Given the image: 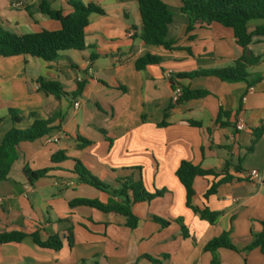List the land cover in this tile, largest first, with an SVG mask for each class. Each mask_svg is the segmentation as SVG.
Segmentation results:
<instances>
[{
    "label": "crops",
    "instance_id": "obj_1",
    "mask_svg": "<svg viewBox=\"0 0 264 264\" xmlns=\"http://www.w3.org/2000/svg\"><path fill=\"white\" fill-rule=\"evenodd\" d=\"M40 1L0 0V27L15 35L59 30V22L40 13ZM49 1L53 10L65 15L72 12L69 0ZM73 1L97 5L104 12L89 17L84 51L63 52L51 63L24 56L0 57V139L12 126L24 129L34 119L45 120L54 113L64 118L61 124L55 123L59 130L51 135L21 143L8 180L0 182V233L26 235L19 244L0 245V264H152L150 260L212 264L213 259L217 264H264L259 249L244 250L264 221V131L247 152L253 130L264 128V37H254L248 46V52L260 58L248 73L261 75L260 83L249 87L215 77L182 79L180 87L207 94L174 104L171 77L232 67L242 56L232 31L215 23H191L178 11L181 0H162L173 13L168 39L179 47L168 51L139 39L138 0ZM261 24H249L248 32ZM188 25L192 26L189 32ZM146 54L161 62L137 71L135 61ZM39 77L60 83L67 94L75 92L78 80L86 83L80 96L62 106V99L37 90ZM9 109L18 112L19 123H12ZM219 111L228 117L217 123ZM238 121L244 124L243 131L236 130ZM78 137L92 145L78 149ZM60 151L67 160L53 165L51 158ZM75 159L113 189L119 188L118 180L130 178L141 180L148 193L161 192L162 196L132 206L139 218L134 230L126 227L122 216L70 207L77 199L105 204L110 197L80 183L73 172ZM182 161L216 173L226 167V174L233 178L205 201L202 196L213 179L194 181V205L201 208L204 203L218 213L212 225L185 206L184 188L175 176ZM24 167L51 171L29 183ZM251 170L259 172L261 183L247 179ZM153 217L168 225L155 223ZM178 219L186 238L175 222ZM35 232L41 241L57 236L61 248L36 247L30 237ZM224 232L237 252L218 249L212 255L204 251L210 240Z\"/></svg>",
    "mask_w": 264,
    "mask_h": 264
},
{
    "label": "trees",
    "instance_id": "obj_2",
    "mask_svg": "<svg viewBox=\"0 0 264 264\" xmlns=\"http://www.w3.org/2000/svg\"><path fill=\"white\" fill-rule=\"evenodd\" d=\"M68 6L72 12L65 15L62 11L53 10L49 0L40 1V13L50 20L59 22L60 29L57 31L43 30L39 33L15 35L4 31L0 27V57L24 56L51 63L55 62L63 52L84 51L85 30L89 23V17L91 15L101 16L104 15V12L97 5H83L73 0L68 1ZM137 7L141 19V32L139 35L141 42L144 45L162 47L168 51L179 49V47L174 46V41L168 39V27L173 21V13L169 7L162 0H138ZM178 11L180 14L185 15L191 23L200 25L215 23L230 29L237 46L242 49L243 53L232 67L208 71L200 70L171 77L170 83L173 90L176 87H180L179 81L182 79L215 77L223 83H246L249 87L263 80L259 74L251 76L248 73L249 69L256 67L260 63V58L254 57L248 52V46L254 37H264V0H181V6ZM255 22H263V24L256 26L252 32H248L249 24ZM191 29L192 26L188 25L187 31L189 32ZM186 51L190 53L189 49H186ZM160 62V58L146 54L135 61L134 67L137 71H142L148 66L158 65ZM85 83V80L77 82L75 92L67 94L63 90L62 85L56 81L41 77L36 80L37 90L45 96H52L56 100L63 98L68 100L75 99L81 95ZM180 88L182 94L174 104L199 99L207 94L205 91H190L186 88ZM8 114L13 124L21 121L16 110L9 109ZM30 115L34 117L32 114ZM223 117H228V113L219 111L217 123ZM63 120L64 118L61 114L54 113L45 120L34 119L24 129H17L12 126L9 131L3 134L0 139V182L8 180L10 169L18 159V147L21 143H33L51 135L59 130V126H55V123L58 121L61 124ZM263 131V127L253 130V138L247 152L252 150L253 145L261 137ZM77 142L78 149H85L92 145L90 141L81 137L77 138ZM66 160L65 153L60 151L52 156L51 163L57 165ZM73 162V172L78 176L80 183L106 193L110 197L105 204L98 200L77 199L70 202L69 206L89 207L103 213H113L122 216L126 220V227L130 230H134L139 223V218L132 212V206L139 203H148L162 196L161 192L148 193L144 189L141 180L134 181L130 178L118 180L119 188L113 189L93 177L79 160L75 159ZM226 170L225 167V170L216 173L213 170H206L200 166L182 161L175 172L176 178L184 188L186 208L211 225L215 223L218 213L210 211L204 203H202L201 208L194 205L196 198L194 181L197 178L213 179L211 185L202 196L205 201L216 194L219 185L233 181V178L226 174ZM50 171L51 168L30 171L27 167H24L23 174L29 183H33L47 177ZM152 220L162 226L168 225V222L159 218L153 217ZM175 222L181 226L182 235L186 238L187 231L181 220L178 219ZM260 225V232L252 234V241L244 250L259 249L264 255V221ZM25 237L26 235L22 232L0 233V245L19 244ZM30 237L34 245L40 249L58 251L62 246L57 236H49L46 241H41L38 233L35 232L30 234ZM218 249L238 251L232 245L229 233L226 232L210 240L204 247V251L212 255ZM150 261L152 264L159 263L157 260ZM212 264H217V260L213 259Z\"/></svg>",
    "mask_w": 264,
    "mask_h": 264
},
{
    "label": "built area",
    "instance_id": "obj_3",
    "mask_svg": "<svg viewBox=\"0 0 264 264\" xmlns=\"http://www.w3.org/2000/svg\"><path fill=\"white\" fill-rule=\"evenodd\" d=\"M79 81L80 80H78V82ZM181 94H182L181 88L180 87H176L173 90V92H172L171 101L173 103H176L178 101V99L180 98ZM73 107H74V109H77L79 107V103L78 102H75L73 104ZM235 128H236L237 131H243L245 129V126H244V124L241 121H238L236 123V125H235ZM52 141L53 142H56L57 139H53ZM247 179L249 181H251V182H254V183H261L263 181L262 176L256 170L249 171L248 174H247Z\"/></svg>",
    "mask_w": 264,
    "mask_h": 264
},
{
    "label": "rangeland",
    "instance_id": "obj_4",
    "mask_svg": "<svg viewBox=\"0 0 264 264\" xmlns=\"http://www.w3.org/2000/svg\"><path fill=\"white\" fill-rule=\"evenodd\" d=\"M66 100H68V99H62L61 100L62 106H64L66 104ZM68 117H72V113L70 111L68 112Z\"/></svg>",
    "mask_w": 264,
    "mask_h": 264
}]
</instances>
